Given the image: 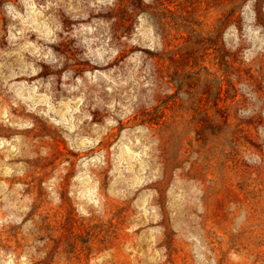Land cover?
<instances>
[{
	"label": "rangeland",
	"instance_id": "1",
	"mask_svg": "<svg viewBox=\"0 0 264 264\" xmlns=\"http://www.w3.org/2000/svg\"><path fill=\"white\" fill-rule=\"evenodd\" d=\"M246 2L118 0L97 17H115L103 62L91 17L29 20L35 48L0 76V264H264V132L237 116L264 97V56L246 62L253 41L228 33ZM9 22L0 7L4 51Z\"/></svg>",
	"mask_w": 264,
	"mask_h": 264
},
{
	"label": "clouds",
	"instance_id": "2",
	"mask_svg": "<svg viewBox=\"0 0 264 264\" xmlns=\"http://www.w3.org/2000/svg\"><path fill=\"white\" fill-rule=\"evenodd\" d=\"M117 3L118 0H16V3L8 0V2L0 5V7L3 8L4 15L10 21L7 26L6 36L9 48L7 51L0 49V52H3L5 56L9 57L11 62H0V76L4 75V70L7 68L10 73L7 79H14L17 74L16 67L23 62V57L20 53L22 51H26L30 47L35 48L34 44L21 45V41L24 40L26 32L29 30V20L33 23H36L37 20H39L43 23V26L47 28V23L44 22L50 19H55L58 10L64 5L67 6L69 13H79L78 16H73V19L89 21L91 17L89 24H82L80 26L83 31L89 33L90 35L95 34L92 35V39L90 41H86V43L93 44L99 42L100 46L95 49V55H97L100 61L103 62L104 56L110 53L111 55L109 56V59H111L117 54L116 51L108 47L112 40V36L107 31L98 32V28H107L115 21V17H113L111 21L97 17L100 13L107 14L108 12L114 10ZM152 3L153 0H142L141 6L151 5ZM254 4L255 0H247V2L241 6L240 11L243 23L242 33L238 29L236 23L228 26V33H231L237 41H253L251 48L245 50L243 59L246 62H250L251 59L264 56V25L257 23L256 12L253 8ZM21 8L23 9V12L21 11ZM128 11L129 13L133 11L132 6H129ZM137 20L140 27L147 26L149 31L154 32V18L148 11L140 12L137 15ZM228 33H226V35ZM0 35H3V33H0ZM48 35H52L51 29L48 30ZM122 39H127V37H123ZM157 39H159L158 36ZM136 42L137 41L134 39L130 43ZM153 50L155 51V48ZM231 50L233 52L236 51L235 48H232ZM92 51L93 50L90 48L89 52L91 53ZM33 55H35V53H33ZM28 68H32V66L30 64L26 65L25 67L20 68V71L26 73ZM36 71H38V69L32 68L31 73L28 74H35ZM85 75L91 76L90 73H85ZM97 75L104 76L103 73H98ZM69 76L70 73H66L63 79L68 80ZM92 82L95 83V79H93ZM78 83H82V81H78ZM108 91L111 92L112 89L109 88ZM17 96H20V94L17 93ZM20 99L24 98L20 96ZM13 103H15V101H13ZM114 106V104L109 105V107ZM237 116L240 120L245 121L258 116L260 118V122L257 124V130L264 132V97H261L259 93H252V95L248 97L247 104L238 108ZM87 118L91 119L90 117ZM107 124L113 125L115 124V121L109 119ZM3 143V141H0V145ZM261 147L264 148V145H261ZM245 162L250 166L253 163L252 161L247 160V158H245ZM255 164L257 167L264 168V158L257 155L255 158ZM13 222L19 223V220H15ZM4 223L5 221L0 220V226H3ZM34 253L35 248H30L23 255H21L19 259L21 262L25 261ZM13 259L14 257L10 254L8 264H13Z\"/></svg>",
	"mask_w": 264,
	"mask_h": 264
}]
</instances>
